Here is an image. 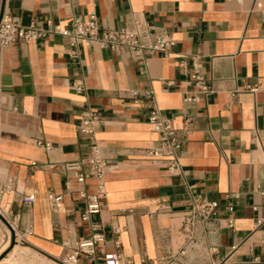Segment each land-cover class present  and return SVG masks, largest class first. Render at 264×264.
<instances>
[{"label": "crops", "instance_id": "crops-1", "mask_svg": "<svg viewBox=\"0 0 264 264\" xmlns=\"http://www.w3.org/2000/svg\"><path fill=\"white\" fill-rule=\"evenodd\" d=\"M3 11L22 25L51 21L60 27L93 11L100 29L146 21L175 41L168 56H146L140 66L128 49L84 48L71 58L67 40L58 35L15 41L0 52V206L8 217L19 216V234L29 231L25 249L50 260L62 255V243L73 245L87 235L79 203L64 195L62 206L73 215L54 213L47 196L63 193V165L86 157L88 143L77 125L90 108L100 117L96 139L108 166L106 196L99 202L104 252L115 249L118 229L124 262L182 264L168 256L181 242L179 229L190 207L185 183L208 200L224 203L229 193L238 198L233 228L220 211L219 223L200 229V257L184 264H264V196L255 192L264 179V91L243 92L244 85H262L264 79V0H0ZM192 59L211 93L185 104L178 63ZM78 77L84 94L72 89ZM132 90L151 91L159 114L174 128L189 119L179 176L143 154L157 135L146 122L145 98L131 97ZM84 188L91 193L93 183ZM29 194L33 204L22 205ZM7 236H1L4 247ZM209 247L216 248L211 255Z\"/></svg>", "mask_w": 264, "mask_h": 264}, {"label": "built area", "instance_id": "built-area-1", "mask_svg": "<svg viewBox=\"0 0 264 264\" xmlns=\"http://www.w3.org/2000/svg\"><path fill=\"white\" fill-rule=\"evenodd\" d=\"M224 1L240 2L241 0ZM261 21L264 23V12L261 13ZM50 35H58L67 40L71 58H78L80 50L84 48H97L111 52L128 49L135 59L139 60V66L142 65L146 56H168L175 45L174 39L166 29L154 27L146 21H135L130 29H100L97 16L93 11L87 13L84 17H74L66 27H60L51 21H47L44 26H38L34 23L22 25L18 18L5 11L0 13V52L15 41L29 43ZM178 67L183 70L184 84L187 87L182 102L196 104L204 100L211 91L208 80L201 72L200 63L196 59H192L189 63L180 60ZM72 89L76 94L85 93L86 88L81 77L74 79ZM258 91H264V79L262 85L246 84L243 87V92L248 94H255ZM140 94L146 100L148 110L146 122L152 132L157 135L155 145L143 149V154L147 158L162 163L171 174L179 176L181 172L180 153L184 138L188 133L186 126L189 119L185 120L181 129L174 128L168 119L161 117L159 114L151 91L140 93L137 90H132L129 93L131 97ZM99 119V115L90 108L81 113L77 131L88 143L86 157L83 160L65 163L62 167L66 174L63 193L55 194L50 191L47 196L48 205L54 213L62 212L68 216L73 215L74 211L71 207L64 208L62 206L64 195L79 203L81 205L79 220L87 227L88 231L86 236L78 238L73 245L62 243L63 253L59 257L50 258L49 261L52 263L81 264V261L85 260L93 264H130V261H123L119 251L118 229L113 230V235H116L113 241L115 249L111 252L102 250L106 243V235L101 223L99 202L106 196L105 175L108 166L96 139L95 127ZM36 144L43 146L45 149L50 148L47 143L38 141ZM87 181L93 183L91 193H88L84 188ZM182 185L190 207L184 212L179 229L178 236L181 242L176 252L168 256V260L184 264L190 261V256L200 257L198 245L204 236L200 229L206 230L208 224L215 225L219 223L221 220L219 218L220 211L226 215L224 219L226 227L233 228L231 215L234 212L238 196L229 193L225 195V202L220 203L217 200H208L197 194L193 186L185 183H182ZM255 192L258 196H264V179L260 185L255 187ZM34 200V194H29L22 196L20 202L24 206H31ZM161 209L168 210L169 207L161 206ZM0 211L5 213L1 207ZM10 218L11 222L7 223V226L14 240L17 239L19 243L25 244V235L29 231L25 230L23 234H19L16 226L19 216L14 215ZM257 224H260V221ZM215 251V247L207 249V253L210 255Z\"/></svg>", "mask_w": 264, "mask_h": 264}, {"label": "rangeland", "instance_id": "rangeland-1", "mask_svg": "<svg viewBox=\"0 0 264 264\" xmlns=\"http://www.w3.org/2000/svg\"><path fill=\"white\" fill-rule=\"evenodd\" d=\"M1 207V206H0ZM11 218L0 211V264H58L46 260L36 253L25 249V245L14 240L12 233H9L7 223ZM8 235V243L3 246L2 235Z\"/></svg>", "mask_w": 264, "mask_h": 264}]
</instances>
